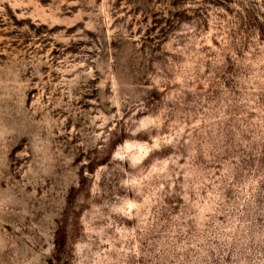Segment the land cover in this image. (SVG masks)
<instances>
[{"label": "rangeland", "instance_id": "374dc122", "mask_svg": "<svg viewBox=\"0 0 264 264\" xmlns=\"http://www.w3.org/2000/svg\"><path fill=\"white\" fill-rule=\"evenodd\" d=\"M0 264H264V0H0Z\"/></svg>", "mask_w": 264, "mask_h": 264}]
</instances>
